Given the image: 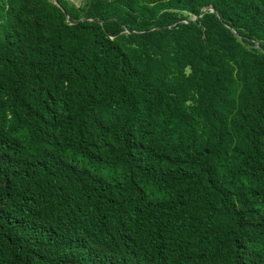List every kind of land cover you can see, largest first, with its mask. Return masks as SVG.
Returning a JSON list of instances; mask_svg holds the SVG:
<instances>
[{"label": "trees", "instance_id": "16d2710c", "mask_svg": "<svg viewBox=\"0 0 264 264\" xmlns=\"http://www.w3.org/2000/svg\"><path fill=\"white\" fill-rule=\"evenodd\" d=\"M0 264H264V0H0Z\"/></svg>", "mask_w": 264, "mask_h": 264}, {"label": "rangeland", "instance_id": "374dc122", "mask_svg": "<svg viewBox=\"0 0 264 264\" xmlns=\"http://www.w3.org/2000/svg\"><path fill=\"white\" fill-rule=\"evenodd\" d=\"M70 2H72L75 5H78V3L80 2V0H69Z\"/></svg>", "mask_w": 264, "mask_h": 264}, {"label": "water", "instance_id": "95a60500", "mask_svg": "<svg viewBox=\"0 0 264 264\" xmlns=\"http://www.w3.org/2000/svg\"><path fill=\"white\" fill-rule=\"evenodd\" d=\"M55 2H56V0H55ZM208 9L213 11V8H212V7L208 8ZM195 20H196V19H195Z\"/></svg>", "mask_w": 264, "mask_h": 264}]
</instances>
